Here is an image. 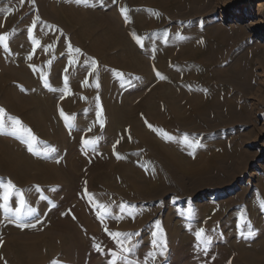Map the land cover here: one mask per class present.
Listing matches in <instances>:
<instances>
[{"label": "bare ground", "instance_id": "1", "mask_svg": "<svg viewBox=\"0 0 264 264\" xmlns=\"http://www.w3.org/2000/svg\"><path fill=\"white\" fill-rule=\"evenodd\" d=\"M97 1L106 2L107 10L94 11L92 0H86V4L68 0L64 6L59 5V0L13 2L15 6L21 4L14 16L15 25L33 8L35 19L55 23L69 42L101 59L107 68L104 76L94 79L93 85L89 77L72 80L73 91H69V86L62 82L75 75L79 68L68 59H63L61 71L37 64L32 68L18 66L21 58L18 53L32 48L20 33L12 46L7 37L8 51L0 46V99L5 110L20 116L22 126L33 129L38 141L48 142V146L60 152L58 155L67 151L60 165V160L54 157L55 160H41L45 150L51 148L40 146L38 141L32 142L35 151H29L25 137L13 136L12 126L8 125L4 134H0V179L5 183L10 181L17 191L25 192L26 206L23 203L19 206L23 213L37 211L41 220L40 224L23 225L26 231L20 232L22 227L12 224L10 213L0 209V264H67L69 261L98 264L102 258L109 262L118 258L121 264H126L129 255L124 246L130 242L132 228L148 223L147 219L131 215L126 208L125 202H130L129 185L136 187L141 195L149 190L153 196L148 200L155 201L158 200L156 192L163 189L164 182L209 175L222 169L220 164L236 157L228 150L185 148L171 135L180 127L203 123V119L218 113L220 106L231 107L233 102L223 96L222 90H228L226 81L240 68L233 63L228 69L214 71L221 60L229 58L226 52L219 51L220 46H228L229 33L219 29L204 33L194 29L180 32L182 25L167 26L166 21L177 15L184 18L186 2L195 5V0L185 3L182 0H128V4L122 0L124 9L132 12L135 9L130 3L139 6L136 18L131 19L122 14L119 0ZM2 11L0 8V16ZM27 17L33 21L32 16ZM2 19L0 28L4 29L8 23ZM134 36L141 37L140 43ZM40 74L61 78L54 87L61 90L58 94L64 97L63 103L50 94L53 86L42 91ZM133 80L140 81L142 92L133 97L123 94L122 89ZM96 82L99 87L94 88ZM62 104L66 111L83 114L79 119L80 133L70 131L68 123L60 122L57 110ZM141 110L149 114L148 123L135 118ZM96 129L102 130L106 137L115 138L110 145L113 149L103 150L104 157L97 162L88 152L93 145L103 143L91 140V132ZM127 161L132 168L125 164ZM72 179L78 183L71 185ZM57 189L63 191L61 196H56ZM10 192L6 195L11 196ZM3 193L4 189L0 188V194ZM10 204L15 213L17 197L11 198ZM179 212L182 215L184 210ZM184 218L183 215L181 220ZM15 221L19 224L21 220ZM168 229L169 238L186 236L177 223ZM107 232L123 240L120 245L123 250H116ZM98 233L100 239L94 242ZM161 239L164 240L162 233L150 225L145 226L139 238L148 246ZM235 246L256 251L258 247L264 249V242L260 246L237 242ZM139 254L144 257L147 251L141 250ZM246 257L249 264H254L253 258Z\"/></svg>", "mask_w": 264, "mask_h": 264}, {"label": "rangeland", "instance_id": "2", "mask_svg": "<svg viewBox=\"0 0 264 264\" xmlns=\"http://www.w3.org/2000/svg\"><path fill=\"white\" fill-rule=\"evenodd\" d=\"M67 1L59 0V5L64 6ZM121 1L119 0L120 9H124L125 5H122ZM185 1L182 0L183 3ZM13 2L14 0H0V8L3 10L0 19L3 18L2 20L8 23L4 29L0 28V33L3 35L6 33L5 36L11 41V46L18 39L20 33L21 38L25 40L26 37L30 47H32L27 52L18 53V56L21 57L17 61L20 62L18 66L27 65L32 68V66L43 65L46 66L45 68L48 67L49 70L57 68V71H61L60 68L64 65V60L68 59L74 67L79 68V73L76 72L75 75L67 77L69 84L67 80L62 82L64 86H69V91H73L72 86H70L72 80L74 82V80L79 81L80 78L89 77L90 83L93 85L94 79L104 76L107 66L102 63L101 59L88 54L87 51L74 42H69L67 35L64 36V32L59 30L55 23H52V25L38 17L35 19L36 13L33 8H28L29 14L22 17L19 23L15 25L13 23L14 18L21 4L15 6ZM125 2L128 4V0ZM186 3L183 13L184 18H177L178 15L176 18L171 17L172 19L166 21L167 26L180 25L181 27L182 25L179 29L180 32L194 29L204 33L208 30L214 32L219 29L223 33H229L227 36L229 41L226 44L228 46L219 47V51L226 52L229 58L221 60L214 71L228 69L233 63L238 64L240 71L231 74L230 80L232 79V81L228 79L226 82L229 84L232 82V85L228 84L226 85L228 90H222L223 96L231 99L233 106H220L219 112L212 113L206 120L203 119V123H198V125L192 123L189 126L180 127L171 132V135L185 148L198 151L211 150L212 152H217V150L227 152L228 150L233 154L232 156L235 157L236 155V157L220 164L222 169L219 168L217 172L209 175L200 176L199 178H184L177 182L174 180L164 182L162 184L163 189L159 192L155 191L157 193L155 195L156 199H158L155 201L148 200L153 196V193L149 190H145L141 195L136 187L129 185L130 202H125L126 208H128L131 215L147 219L148 223L146 225L142 223L138 229L132 228L130 242L124 246L125 249H130V251H127L129 259L126 264H145L146 261H148V264H249L247 261L249 258L246 256L253 258L254 264H264V249L258 247L256 251H246L235 246L237 242L253 246L255 244L260 246L264 242V208L261 207V204L264 203V0H195V5L188 1ZM130 4L135 9L134 12L128 10V8L124 15L129 19L136 18L139 6L134 3ZM91 5H93L94 11L100 10L102 12L107 10L106 8L109 6L106 2L99 1L98 3L97 0H92ZM27 16H32L33 21H29ZM180 22L181 24H179ZM22 28L25 30H22ZM30 28L32 29L31 39L29 35ZM76 31L73 29V32ZM217 34L218 32L215 33V35ZM34 41L37 43H34ZM76 49H79V52L75 51ZM22 55L24 56L22 57ZM58 62H61V64L63 62V64L61 65ZM15 64L17 65V63ZM53 65L55 67H52ZM85 67L88 70H85ZM39 77L40 82L43 83L40 85L42 91L47 88L52 89L55 83L61 79L60 77L59 79L50 78L47 74H40ZM46 84L49 86L46 87ZM126 85L122 89L123 94H130L133 97L142 92L140 81L133 80L132 83L129 82ZM93 87H99L97 82ZM54 89L55 87L50 94L53 97H58V101L63 103L64 97L58 94L61 93V90ZM137 89L139 90L137 91ZM95 100L98 101V99ZM102 101L105 103L103 99ZM0 103V109L4 110L2 116H0V119L4 121L5 130L3 131H6L8 125L13 127L10 118L18 119L22 125L21 117L7 111V109L5 110L1 99ZM61 111L64 113L63 116ZM57 114L60 116L59 120L62 124L64 122L69 124L70 131L80 133L82 125L79 123V119L83 114L78 115L75 113V115L70 111H66L63 104L61 108H58ZM148 116L149 114L147 115L144 110H141L135 118L142 119L144 124L148 123ZM92 117L94 118V115ZM104 122L106 123L105 120ZM22 128L30 130L36 138L35 141H38V136L33 129L24 126ZM126 129H129L127 125ZM93 131L91 132V140L103 142V145L97 142L98 144L88 149V152L93 157L95 156L94 159L97 162L103 159V150L107 152L109 148L113 149L111 146L115 142V138L106 137L100 129ZM13 136L19 138L18 135ZM19 136L25 137V140L28 139L27 133L22 132ZM102 136L104 138H101ZM185 137H187V140H185ZM38 143L44 148L46 146V149L51 148V150H45L41 160L56 159L58 162L60 160V165L62 164V157H66L65 153L67 151H63V156L58 155L60 152L48 146V142L38 141ZM106 144H108V147ZM122 157L127 159L124 156ZM125 164L132 168L131 163L128 161ZM77 173L81 174V172ZM72 180H70V184L75 185L77 181ZM218 186L224 188H218ZM203 189L206 190L203 191ZM18 192L24 197L25 192ZM55 193L56 196H61L63 191L57 189ZM77 193L78 191L75 192V200H77L75 204L78 202ZM14 197L11 195V198ZM135 200H139V202ZM181 210H184L182 215L179 212ZM26 214H29V217H26ZM9 215L12 224L19 227L15 221L17 219L15 213ZM183 215L185 218L197 222H188L185 218L181 220ZM241 216L248 222L242 226ZM39 218L40 214L37 211L25 212L23 217L19 219L21 220L19 224H40L41 220ZM157 222L159 226H157ZM175 223H177L181 233L186 236L179 238L175 235V237L169 238L168 227L173 226ZM179 224L181 225L179 226ZM147 225L155 226V230L162 233L164 240L161 239V242H155L152 246L151 244L149 246L148 244H142L139 240L140 234ZM201 229L210 237V243L198 244L196 233ZM19 230L24 232L26 228L22 227ZM249 232H251V235H249ZM146 237L152 238L149 235H146ZM107 238L114 243L116 250H123L121 249L123 244L121 238L110 232H107ZM99 239L98 233L93 241L98 242ZM141 250L147 251L144 257L139 254ZM161 251H163V255L160 254ZM150 252L154 254V259L148 256ZM121 262V259L118 258L112 259L110 262L104 258L98 260V264H121ZM67 264H72V262L69 261Z\"/></svg>", "mask_w": 264, "mask_h": 264}, {"label": "snow or ice", "instance_id": "3", "mask_svg": "<svg viewBox=\"0 0 264 264\" xmlns=\"http://www.w3.org/2000/svg\"><path fill=\"white\" fill-rule=\"evenodd\" d=\"M77 3H85L86 4V0H76ZM122 14H125L127 9H122ZM33 27H35V25H33ZM29 35H30V39L32 38V29H29ZM134 38H136L134 36ZM7 37L5 35H0V46L4 47L5 51H8L7 48V42H6ZM137 39V43H140L139 38ZM34 43H37L36 41H34ZM75 51L79 52V49H76ZM161 79H163V77H161ZM46 87L48 86L47 84L45 85ZM4 110L0 109V116H2ZM61 115L63 116L64 113L61 111ZM11 119V123L13 125L12 128V134L13 135H18L22 132L27 133L28 139L24 140L25 143H27L29 145V151H35L32 142L36 140V138L31 134L30 130L27 129H23L21 122L16 119V118H10ZM4 121L3 119H0V134H4ZM185 140H187V137H185ZM85 143H89L88 141H85ZM0 188L4 189V193L0 194V209H3L5 212L7 213H12L13 212V208L11 207L10 204V200H11V196L6 195L8 193V190H11V195L17 197V207L15 209V215L17 217V220L21 219L24 215L21 207L19 206L21 203L25 204L26 206V202L23 201V197L22 194L20 192H18L15 189V186L11 184V182H3L2 179H0ZM261 207L264 208V203L261 204ZM29 211H32L31 209H29ZM248 222L244 219L243 216H241V226L244 224H247ZM18 226H23L18 224ZM157 226L158 222H157ZM119 235V234H117ZM249 235H251V232H249ZM196 238H197V242L198 244H207L210 243V237H208L205 233L204 230L201 229L196 233ZM94 247H97V245H94ZM125 251H130V249H125ZM161 255H163V251H161L160 253ZM148 256L154 259V254L153 253H148ZM145 264H148V261L145 262Z\"/></svg>", "mask_w": 264, "mask_h": 264}]
</instances>
